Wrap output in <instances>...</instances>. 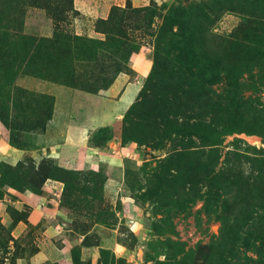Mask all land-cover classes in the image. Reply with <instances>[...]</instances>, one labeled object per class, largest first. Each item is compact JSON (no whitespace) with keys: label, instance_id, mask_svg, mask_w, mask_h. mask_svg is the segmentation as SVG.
I'll list each match as a JSON object with an SVG mask.
<instances>
[{"label":"rangeland","instance_id":"rangeland-1","mask_svg":"<svg viewBox=\"0 0 264 264\" xmlns=\"http://www.w3.org/2000/svg\"><path fill=\"white\" fill-rule=\"evenodd\" d=\"M74 2L0 0V264H264V0H128L95 19ZM119 68L144 91L92 135L111 151L55 156L57 96L26 81L87 91L69 78Z\"/></svg>","mask_w":264,"mask_h":264},{"label":"crops","instance_id":"crops-1","mask_svg":"<svg viewBox=\"0 0 264 264\" xmlns=\"http://www.w3.org/2000/svg\"><path fill=\"white\" fill-rule=\"evenodd\" d=\"M128 0H75V8L91 19L107 16L113 5L125 4ZM142 4L143 0H131ZM120 73L115 81L100 92L74 90L49 81H26L29 87L54 93L57 96L55 116L46 128V141L55 156L67 157V162L86 166L98 162L97 155L109 153L112 148L94 144L92 135L102 126L113 124L135 100L139 93L138 79L142 72L130 79ZM68 99V100H67ZM127 102V103H126ZM68 107L66 109V107ZM16 150H20L15 147ZM14 150V156L20 155ZM48 188H53L47 184ZM51 227H48L50 229ZM20 226H17V230ZM42 243L46 238L40 239ZM69 264H72L69 262Z\"/></svg>","mask_w":264,"mask_h":264},{"label":"trees","instance_id":"trees-1","mask_svg":"<svg viewBox=\"0 0 264 264\" xmlns=\"http://www.w3.org/2000/svg\"><path fill=\"white\" fill-rule=\"evenodd\" d=\"M19 31L21 32V30H19ZM20 35L22 36V43H23L22 47L26 46V44H30L31 45L30 47L34 48L35 52H38V51L42 52V50L50 48L51 45L53 44V41L51 42V39H48L46 37H40V36L37 37L34 35H26V34H22V32L20 33ZM46 55H47V53H44L43 56L38 57V63L41 62L40 64H43L47 67L49 64L48 60L55 62V59H54V55H52V59H51V55H49L48 57H46ZM46 58L48 59L47 61H46ZM120 71H122L121 68L117 69V71H116L117 74L115 75V78ZM78 78H80V77L72 76L69 78L67 83L70 85L79 87L81 89L91 91V92H95V93L100 92L101 89L107 88L114 81V78H113L111 81H108L107 83L99 82L98 79L94 78L93 75H91L89 77V79H81L80 80ZM143 91L144 90L142 89L140 91V93L138 94L137 101L142 98ZM37 125L38 124L31 125V123H28V121H27L26 128L32 129L34 127H37Z\"/></svg>","mask_w":264,"mask_h":264},{"label":"bare ground","instance_id":"bare-ground-1","mask_svg":"<svg viewBox=\"0 0 264 264\" xmlns=\"http://www.w3.org/2000/svg\"><path fill=\"white\" fill-rule=\"evenodd\" d=\"M127 103V102H126Z\"/></svg>","mask_w":264,"mask_h":264}]
</instances>
